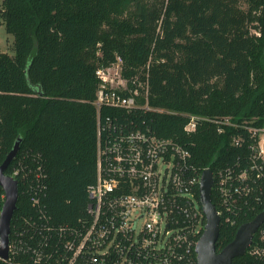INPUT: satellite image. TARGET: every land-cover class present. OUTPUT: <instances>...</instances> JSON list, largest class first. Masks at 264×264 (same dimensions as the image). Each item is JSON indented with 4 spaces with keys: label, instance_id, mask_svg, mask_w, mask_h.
I'll return each mask as SVG.
<instances>
[{
    "label": "trees",
    "instance_id": "1",
    "mask_svg": "<svg viewBox=\"0 0 264 264\" xmlns=\"http://www.w3.org/2000/svg\"><path fill=\"white\" fill-rule=\"evenodd\" d=\"M0 23L14 36V55L0 52V165L18 139L6 174L26 153H40L46 203L57 220L75 221L87 211L98 117L102 140L115 125L149 126L186 145L201 169L246 165L247 147L233 144L249 136L246 128L210 119L264 123V0H0ZM117 55L126 76L148 72L155 110H97L96 70ZM190 115L203 120L187 133ZM211 199L218 206L215 188ZM3 202L0 186V212ZM263 209L238 224L222 220L217 251ZM31 211L20 182L12 224ZM252 262L245 254L232 264Z\"/></svg>",
    "mask_w": 264,
    "mask_h": 264
},
{
    "label": "built area",
    "instance_id": "2",
    "mask_svg": "<svg viewBox=\"0 0 264 264\" xmlns=\"http://www.w3.org/2000/svg\"><path fill=\"white\" fill-rule=\"evenodd\" d=\"M96 75L99 84L93 102L98 111L105 104L155 110L149 105L148 72L126 76L120 55L110 65L99 66ZM202 120L190 115L185 131H195ZM210 120L241 126L249 135L233 139L235 146L247 147L246 165L213 171L221 222L238 224L264 205V123L236 124L230 116ZM101 126L98 117L96 180L88 186L85 215L75 221H59L49 211L48 174L40 153H26L13 167L11 176L22 182V194L32 211L11 222L8 257L0 260L7 264H198L196 245L207 218L197 191L203 170L210 168L196 166L186 145L159 136L149 126L127 130L115 125L103 140ZM257 232L246 254L251 264H264V222Z\"/></svg>",
    "mask_w": 264,
    "mask_h": 264
},
{
    "label": "water",
    "instance_id": "3",
    "mask_svg": "<svg viewBox=\"0 0 264 264\" xmlns=\"http://www.w3.org/2000/svg\"><path fill=\"white\" fill-rule=\"evenodd\" d=\"M20 144L21 139H18L0 165V186L5 194L0 212V256L5 259L8 257L11 222L19 200V182L13 176L6 174V170L11 161L16 158ZM213 184V171L211 169L203 170L199 192L207 223L196 245L197 262L198 264H232L233 259L245 255L248 247L252 244L255 233L264 222V209L252 220L239 225L234 239L217 251L216 242L219 237L221 217L211 199Z\"/></svg>",
    "mask_w": 264,
    "mask_h": 264
},
{
    "label": "rangeland",
    "instance_id": "4",
    "mask_svg": "<svg viewBox=\"0 0 264 264\" xmlns=\"http://www.w3.org/2000/svg\"><path fill=\"white\" fill-rule=\"evenodd\" d=\"M152 8L156 9L154 6ZM0 52L14 55V36L8 32L4 23H0Z\"/></svg>",
    "mask_w": 264,
    "mask_h": 264
}]
</instances>
